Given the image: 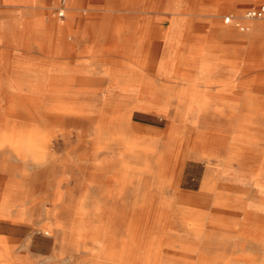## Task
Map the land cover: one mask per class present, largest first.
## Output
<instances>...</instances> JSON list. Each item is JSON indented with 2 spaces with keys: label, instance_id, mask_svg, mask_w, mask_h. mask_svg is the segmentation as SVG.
Instances as JSON below:
<instances>
[{
  "label": "bare ground",
  "instance_id": "obj_1",
  "mask_svg": "<svg viewBox=\"0 0 264 264\" xmlns=\"http://www.w3.org/2000/svg\"><path fill=\"white\" fill-rule=\"evenodd\" d=\"M121 1L123 7L138 2L142 9L165 6L163 0ZM127 27L118 30L122 58L114 59L110 51L105 59L106 90L97 79L91 81L90 92L75 89L67 63L45 66L39 73L24 58L15 57L6 66L14 88L0 92V130L39 125L50 132L51 145L58 133L67 143L75 140L76 148L84 151L78 166L88 182L115 185L105 197L112 199L108 206L93 198L89 213L82 197L73 211L63 204L69 227L59 238L60 247L71 250L70 264L78 258V264H264V107L213 106L217 100L188 93L181 89L183 83L169 78L155 90L154 72L169 68L154 67V49L160 43L154 38L167 32L149 28L147 22L137 43L134 28ZM174 33L179 36L180 28ZM61 35L68 40L67 25ZM180 38L172 46L177 62L185 57L179 51L184 44ZM114 62L119 65L112 66ZM53 71L63 75L55 78ZM30 75H38L37 82L28 81ZM25 87L35 91H23ZM135 110L161 114L168 124L163 129L142 124L134 119ZM129 153L144 155L152 167H139ZM53 155L51 150L43 165ZM188 159L206 163L198 189L183 187ZM22 165L24 178L9 179L6 185L30 184L29 166Z\"/></svg>",
  "mask_w": 264,
  "mask_h": 264
},
{
  "label": "crops",
  "instance_id": "obj_2",
  "mask_svg": "<svg viewBox=\"0 0 264 264\" xmlns=\"http://www.w3.org/2000/svg\"><path fill=\"white\" fill-rule=\"evenodd\" d=\"M168 1L170 4L180 1L183 5L177 14L180 19L175 18L172 10L142 9L139 2L136 7H123L121 0H0V64L9 73V76L0 75V92L14 88V77L6 66L14 63L15 57L34 62L38 73L45 66L67 63L72 66L68 76L74 81L75 89L90 92L94 88L91 81L97 79L102 80L100 86L106 90L109 76L104 73L103 65L108 64L105 59L110 51L114 59L123 55L117 44L119 28L133 27V41L138 43L142 26L148 22L149 28L168 32L180 26L182 32L180 39L184 44H180L179 51L185 57L182 62L176 59L175 75L166 79L183 83L182 90L198 92L206 101L217 100L213 106L264 107V98H260L264 93L259 91L264 86V68H253L254 62L264 65V33L258 19L242 17L241 12L261 0ZM60 12L63 14L59 15ZM227 16H231L229 21L224 19ZM239 22L245 25L242 31H239ZM64 23L68 26L67 41L61 37ZM20 31L23 37L16 35ZM154 39L162 44L168 42L167 33L164 38ZM193 53L195 57L190 56ZM156 66L157 61L154 63L157 69ZM168 68L159 73L166 76L171 72ZM51 74L55 78L63 75L60 71ZM37 76H26V79L37 82ZM0 153L10 154L7 149ZM12 214L0 216V264H26L29 258L33 264H42V254L29 249L32 222L18 217L15 211ZM55 256L53 251L51 257Z\"/></svg>",
  "mask_w": 264,
  "mask_h": 264
},
{
  "label": "rangeland",
  "instance_id": "obj_3",
  "mask_svg": "<svg viewBox=\"0 0 264 264\" xmlns=\"http://www.w3.org/2000/svg\"><path fill=\"white\" fill-rule=\"evenodd\" d=\"M163 1L165 6H163V8H161L160 10H172L174 13H176V17H181L180 15L179 16L177 15L178 12L180 13V10L182 11L183 8V5H181L180 1H172L171 4L170 1L168 0H163ZM261 1H257V3ZM244 11L245 9L241 11L242 17H244ZM225 18L226 17H224V19ZM258 21L264 33V25L261 20L258 19ZM177 28H180V26H178ZM175 30H176L175 28L172 31L168 30L167 44L164 42L163 44L158 43L155 48V51L157 53L156 67L157 68L158 66L164 67L166 65L170 67L171 70V72H167L166 76L160 74L159 72H154L153 78L156 84V86L154 85L155 90L159 89V84L165 79V77H171V76L174 77L175 75L174 68L176 67V65L174 64V62L176 61V59L173 57L174 50L172 46L175 44L177 37L179 38V36H181L182 34L181 32L180 34H178L179 36H176V33H174ZM239 31H242L240 27H239ZM68 39H69V35H68ZM164 46H167L166 48L167 51L165 52L164 50V54H163ZM120 58L122 57H118V59ZM67 59L68 57L65 60ZM171 62H173V64H170ZM106 65L108 64H104L103 66ZM1 68L2 67L0 64V75L9 76V73L3 71V69ZM253 68L254 69L259 68L261 70L264 68V65L255 64L254 62ZM22 90L30 91V92L35 91V89H22ZM259 91L261 93H264V86L261 87ZM260 98H264V95L260 94ZM134 114H135L134 119L145 125H150L159 129H163L168 124L167 118L156 112L135 110ZM58 134L59 135L57 138L52 137L53 142L51 145V150L54 153L53 158L49 159V161L45 165H41L42 167L41 166L34 167L31 166V164H28L30 170L29 179L31 180L29 182L30 184L28 185L22 184L14 187L6 185L9 179L24 178L23 173L20 169V167L23 165L22 162L12 154L0 153V206H1L0 214L1 212L3 214V215L1 214L0 216H12L13 215L12 211L13 212L15 211L18 217L27 218L28 220H30V222H32V224L29 225V235H30L29 249L30 251L38 252L42 254L41 256L43 262L42 264H70L69 255L71 253V250H69L68 248H61L59 244V238L62 237L65 229L69 227L68 226L69 224L65 222L66 218H64V212L61 210L63 204L67 203L69 210L73 211L78 198L82 197L84 198L83 201L85 202L84 204L86 205L85 209L89 213V211L93 208L90 205L93 204V198H95L98 203L100 204L106 203V206H108L107 204L111 202L112 199L107 200L105 197L107 195V192H109L110 190L113 189V187H115V185L113 186V184H111L108 181L105 182L99 181L92 184L88 182L89 180L86 179L85 174L79 169L78 166L79 154L84 151H81L78 148H76L75 140L72 143H67L64 139L61 138L60 133ZM128 156H131L134 163L141 168L144 167L148 169V167L150 166L152 167V163H150V160L142 154L138 155L137 153H129ZM14 166H16L17 168L16 167L14 168ZM205 170H206V163L204 161L188 159L186 161L184 168L183 179L184 178L185 179H184L183 187L189 189H198L201 185V181L203 179ZM48 181L50 182L48 183ZM25 187L27 190L24 189ZM10 194H12L13 196ZM93 223L95 224V222ZM53 251L56 253V256L54 258L51 257ZM79 259L80 258H78L72 264H78L80 261ZM29 260L31 259L29 258Z\"/></svg>",
  "mask_w": 264,
  "mask_h": 264
},
{
  "label": "clouds",
  "instance_id": "obj_4",
  "mask_svg": "<svg viewBox=\"0 0 264 264\" xmlns=\"http://www.w3.org/2000/svg\"><path fill=\"white\" fill-rule=\"evenodd\" d=\"M5 149L24 164L41 166L51 152V134L39 125L15 132L0 130V151Z\"/></svg>",
  "mask_w": 264,
  "mask_h": 264
},
{
  "label": "built area",
  "instance_id": "obj_5",
  "mask_svg": "<svg viewBox=\"0 0 264 264\" xmlns=\"http://www.w3.org/2000/svg\"><path fill=\"white\" fill-rule=\"evenodd\" d=\"M244 16L248 19H259L264 25V0L259 3H253L246 7L244 11ZM231 16H227L225 21H229ZM238 26L241 29H245V26L241 23H238Z\"/></svg>",
  "mask_w": 264,
  "mask_h": 264
}]
</instances>
